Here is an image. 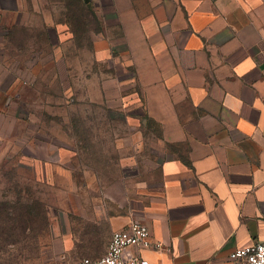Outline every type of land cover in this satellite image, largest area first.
<instances>
[{
	"label": "crops",
	"instance_id": "crops-1",
	"mask_svg": "<svg viewBox=\"0 0 264 264\" xmlns=\"http://www.w3.org/2000/svg\"><path fill=\"white\" fill-rule=\"evenodd\" d=\"M143 5L103 4L114 72L98 83L137 140L131 152L148 155L121 167L145 169L134 191L142 206L98 218L111 234L145 224L151 247L130 253L150 264H228L235 249L264 242V0ZM94 237L84 258L107 251L110 238L91 247Z\"/></svg>",
	"mask_w": 264,
	"mask_h": 264
},
{
	"label": "rangeland",
	"instance_id": "rangeland-1",
	"mask_svg": "<svg viewBox=\"0 0 264 264\" xmlns=\"http://www.w3.org/2000/svg\"><path fill=\"white\" fill-rule=\"evenodd\" d=\"M87 1L0 0V264H78L91 230V247L108 242L101 218L142 206L145 169L121 167L148 155L98 90L114 72L109 0Z\"/></svg>",
	"mask_w": 264,
	"mask_h": 264
},
{
	"label": "built area",
	"instance_id": "built-area-1",
	"mask_svg": "<svg viewBox=\"0 0 264 264\" xmlns=\"http://www.w3.org/2000/svg\"><path fill=\"white\" fill-rule=\"evenodd\" d=\"M149 234L145 224L132 221L125 228L111 234L104 256L98 259L83 258L79 264H150L147 259L130 253L134 247H151ZM228 264H264V242L235 249L228 257Z\"/></svg>",
	"mask_w": 264,
	"mask_h": 264
},
{
	"label": "water",
	"instance_id": "water-1",
	"mask_svg": "<svg viewBox=\"0 0 264 264\" xmlns=\"http://www.w3.org/2000/svg\"><path fill=\"white\" fill-rule=\"evenodd\" d=\"M85 1V3H87L88 1L87 0H84Z\"/></svg>",
	"mask_w": 264,
	"mask_h": 264
}]
</instances>
